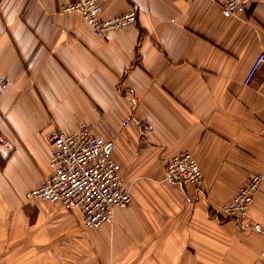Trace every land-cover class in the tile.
I'll use <instances>...</instances> for the list:
<instances>
[{
    "label": "crops",
    "instance_id": "obj_1",
    "mask_svg": "<svg viewBox=\"0 0 264 264\" xmlns=\"http://www.w3.org/2000/svg\"><path fill=\"white\" fill-rule=\"evenodd\" d=\"M79 0H0V264H264V183L243 220L218 212L264 171V0H109L135 23L96 35ZM82 122L121 163L132 202L87 228L26 193L51 173V135ZM127 122V123H125ZM191 150L203 186L166 179Z\"/></svg>",
    "mask_w": 264,
    "mask_h": 264
},
{
    "label": "built area",
    "instance_id": "obj_2",
    "mask_svg": "<svg viewBox=\"0 0 264 264\" xmlns=\"http://www.w3.org/2000/svg\"><path fill=\"white\" fill-rule=\"evenodd\" d=\"M107 1L79 0L66 4L63 11L79 13L99 36L137 21L139 12L136 7L105 17L104 4ZM253 1L227 0L222 4V11L226 16H239ZM263 63L264 51L247 74L246 83L253 80ZM7 87V80L0 77V92ZM51 141L53 151L49 165L52 171L39 185L27 191L28 199L59 202L68 210H80L87 228L110 222L117 207H126L132 202L131 188L121 175V163L113 156L109 142L95 134L90 124L82 122L73 131L57 129L51 135ZM165 172L166 179L171 182L196 186H203L205 182L203 169L189 149L170 158ZM263 183L264 171L255 172L231 201L220 205L218 212L227 218L243 220Z\"/></svg>",
    "mask_w": 264,
    "mask_h": 264
}]
</instances>
